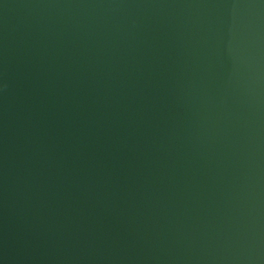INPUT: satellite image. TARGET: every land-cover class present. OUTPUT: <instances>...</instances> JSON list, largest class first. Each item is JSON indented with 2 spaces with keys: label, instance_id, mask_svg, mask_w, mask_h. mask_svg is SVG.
I'll return each mask as SVG.
<instances>
[{
  "label": "water",
  "instance_id": "obj_1",
  "mask_svg": "<svg viewBox=\"0 0 264 264\" xmlns=\"http://www.w3.org/2000/svg\"><path fill=\"white\" fill-rule=\"evenodd\" d=\"M0 264H264V0H0Z\"/></svg>",
  "mask_w": 264,
  "mask_h": 264
}]
</instances>
